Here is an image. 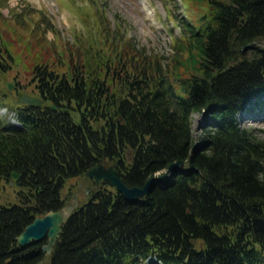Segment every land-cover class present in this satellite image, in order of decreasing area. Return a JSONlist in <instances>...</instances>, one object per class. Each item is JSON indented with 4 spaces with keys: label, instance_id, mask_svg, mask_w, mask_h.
Listing matches in <instances>:
<instances>
[{
    "label": "trees",
    "instance_id": "16d2710c",
    "mask_svg": "<svg viewBox=\"0 0 264 264\" xmlns=\"http://www.w3.org/2000/svg\"><path fill=\"white\" fill-rule=\"evenodd\" d=\"M181 1L202 12L180 19L170 62L118 34L98 7L95 32L75 37L76 48L43 33L33 49L26 41L43 102L0 92L20 121L0 119V191L16 186L15 200L0 202V264H264V138L240 122L264 116V0ZM4 37L0 74L14 59ZM196 111L206 118L197 135ZM177 159L184 165L136 199L90 177L49 253L46 238L17 241L35 215L69 201L66 178L92 164L114 163L127 184L142 185Z\"/></svg>",
    "mask_w": 264,
    "mask_h": 264
},
{
    "label": "rangeland",
    "instance_id": "374dc122",
    "mask_svg": "<svg viewBox=\"0 0 264 264\" xmlns=\"http://www.w3.org/2000/svg\"><path fill=\"white\" fill-rule=\"evenodd\" d=\"M199 6L193 1L192 7L186 8L181 0H0V33L8 38L14 55L13 67L0 74V92L7 91L9 94L4 98L12 100L23 92L40 96L36 79L30 70L34 59L26 48V41L32 43L33 49V39L43 33L45 42L50 40L57 48L62 46L64 39L72 48H76L79 39L74 42L75 37L85 39L89 27L91 32H95L96 7L106 13L111 27L118 34L130 38L131 42L144 47L147 52L163 54V60L170 62L174 50L172 37L184 34L182 21H195L199 12H202ZM19 12L24 13L22 17L26 22L23 24L15 17V13ZM42 14L50 20L51 27L41 19ZM25 25L28 27L25 28ZM37 25L39 31L35 30ZM53 25L59 33L54 31ZM7 81L13 83L10 91L6 86ZM4 109L0 108V119L4 124H10L12 120L8 113L2 114ZM191 122L193 133L199 134L206 123L204 113L192 112ZM240 122L252 127L257 135L264 138V116L241 117ZM11 181L13 184L4 183L1 188L0 202L15 200V181ZM91 181L86 175L67 177L61 194L69 191V202L82 203L88 197V190L94 185ZM46 263L47 258L44 257L38 264Z\"/></svg>",
    "mask_w": 264,
    "mask_h": 264
},
{
    "label": "water",
    "instance_id": "95a60500",
    "mask_svg": "<svg viewBox=\"0 0 264 264\" xmlns=\"http://www.w3.org/2000/svg\"><path fill=\"white\" fill-rule=\"evenodd\" d=\"M256 41L246 43L243 48H251L257 46ZM7 88L10 90L13 86L11 81L6 82ZM15 103H29L40 104L42 99L39 96L31 95L23 92L19 93L17 98L14 99ZM53 107L54 104H51ZM184 165L183 159H177L171 162L162 172L156 171L153 175L147 178L142 185L127 184L121 177L116 164L104 163L98 161L92 164L87 170L86 174L93 177L95 181L108 180L117 190L123 193V195L129 199H136L144 196L150 190L153 183L159 182L164 175L169 174L171 171L179 169ZM11 175L17 177L20 175L18 171H11ZM13 184V181H10ZM75 206V203L68 202L61 208L49 209L43 214L35 215L34 218L28 222L25 227L17 235V241L20 244H26L32 240H41L46 238V242L42 244V249L49 252L52 248V244L58 236L61 230L62 222L67 218L68 214Z\"/></svg>",
    "mask_w": 264,
    "mask_h": 264
}]
</instances>
